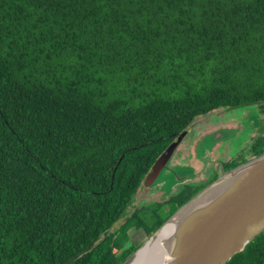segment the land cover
Instances as JSON below:
<instances>
[{"label": "trees", "instance_id": "trees-1", "mask_svg": "<svg viewBox=\"0 0 264 264\" xmlns=\"http://www.w3.org/2000/svg\"><path fill=\"white\" fill-rule=\"evenodd\" d=\"M249 106L264 0H0V264H122L194 195L126 216L156 158ZM226 264H264V232Z\"/></svg>", "mask_w": 264, "mask_h": 264}, {"label": "water", "instance_id": "water-1", "mask_svg": "<svg viewBox=\"0 0 264 264\" xmlns=\"http://www.w3.org/2000/svg\"><path fill=\"white\" fill-rule=\"evenodd\" d=\"M233 132L220 130L208 135L200 141L199 151L209 153L212 146L229 139ZM186 133L182 131L156 158L144 177V188L154 187L161 175L170 171L172 157ZM167 225H172V230L158 243L166 254L151 264L229 262L264 232V153L223 172L201 189L122 264H133L141 251L151 249Z\"/></svg>", "mask_w": 264, "mask_h": 264}, {"label": "rangeland", "instance_id": "rangeland-1", "mask_svg": "<svg viewBox=\"0 0 264 264\" xmlns=\"http://www.w3.org/2000/svg\"><path fill=\"white\" fill-rule=\"evenodd\" d=\"M223 126L230 128L226 130L234 131L233 135L229 138L228 142L225 141L226 143H223L220 146L219 151H216V148L214 147L212 152L207 153V156L205 158L209 157L212 161L217 159L222 163L226 158L235 160L237 162L248 161L249 158L247 157V155L249 154L248 153L249 147L257 137L264 136V114H261L257 106H249L234 110H226V109L214 110L204 116H200L196 118L191 123L190 131H192V134L191 132H189L187 138L191 139V141L193 142L195 139L198 138L199 135H202L205 132H212L218 129L219 127H223ZM197 134L199 135L196 137ZM187 143L188 141L186 142L185 146H183V148L181 147V149L179 150L180 152L184 153V155H186L185 152H188L187 145L189 143L188 144ZM198 153L199 154L203 153V155L205 156V152L203 149L200 150ZM205 158H203V160ZM173 163L174 162H171V165ZM213 164L209 162V164L206 165V167L204 168L205 170L203 169L202 173L201 171L199 172L198 179L205 178V176H207V172L210 169H211V173L218 170V168L220 169V167L218 166L214 167ZM218 177L219 176L217 175V178ZM163 180L169 181V184L171 183L169 180V176L165 174L161 175V178L159 179L160 182ZM159 188L160 185H157L148 189V188H144L143 185L141 184L140 188L136 192V195L134 196L131 206H129V208L126 210L127 213L126 216H129L137 208L145 207L153 199L162 200V197L159 198V196L161 195ZM125 217L121 218L119 223H117L112 230L118 228L119 225L124 222ZM128 235L130 237L129 244H134L135 247H139L147 239L145 233L142 230L130 229L128 231Z\"/></svg>", "mask_w": 264, "mask_h": 264}, {"label": "flooded vegetation", "instance_id": "flooded-vegetation-1", "mask_svg": "<svg viewBox=\"0 0 264 264\" xmlns=\"http://www.w3.org/2000/svg\"><path fill=\"white\" fill-rule=\"evenodd\" d=\"M226 129H230V128L223 126V127H219L218 129L212 132H205L202 135L197 134L196 137L199 135L198 138L197 139L194 138L195 140L192 142L191 139L187 138L189 135V132H191L192 134V131H190V126H189V128L185 130L187 131V133L185 137L183 138V141L180 143L179 147L177 148V150L175 151L172 157L171 162H174V163L171 165L169 169L170 171H167L165 174L169 176V180L171 183L169 184V181L163 180L157 184V185H160L159 190H160L161 195L159 196V198L162 197V200L153 199L145 207L150 206L152 204H158V205H162V210L164 212H168L170 211L172 206L173 207L178 206V203L181 202L182 199L189 197L191 193L195 195L203 187L207 186L208 184L213 182L215 179H217V175L220 176L223 172H226L232 169V168L229 169V167H236L234 166V164L240 165L244 163L245 161L237 162L229 158H228L229 160L227 158H226L227 160L224 159L223 163L221 161H218L217 159L212 161L209 157L205 158L207 154H205L204 156L202 153L201 154L198 153L199 152L198 145L203 138L207 137L210 134L216 133L220 130H226ZM259 137L264 138V136H259ZM259 137H257L253 141L251 146L249 147V150H248L249 154L247 155L249 160L254 158L253 153H252L254 149L253 145L255 144L256 140ZM187 141L189 143V144L187 143L188 152H185L186 155H184V153L180 152L179 150L181 149V147L183 148V146H185ZM225 141L228 142L229 139L220 141L215 146H212L209 153L212 152L214 147L216 148V151H219L220 146L223 143H226ZM203 158L205 159L203 160ZM209 162H211V164L215 162L216 165L214 163L213 164L214 167L218 166L220 167V169L218 168V170L214 171L213 173H211V169H210L207 172V176H205V178L198 179L199 172L201 171L202 173L203 169L206 167V165L209 164ZM178 173H180V175ZM174 182H177V183H174Z\"/></svg>", "mask_w": 264, "mask_h": 264}, {"label": "bare ground", "instance_id": "bare-ground-1", "mask_svg": "<svg viewBox=\"0 0 264 264\" xmlns=\"http://www.w3.org/2000/svg\"><path fill=\"white\" fill-rule=\"evenodd\" d=\"M172 230V225H167L158 236L157 240L153 243L151 249L143 250L138 255L133 264H151L166 254V250L158 244L163 239L168 237V234ZM153 250V251H152ZM152 252V253H151Z\"/></svg>", "mask_w": 264, "mask_h": 264}]
</instances>
